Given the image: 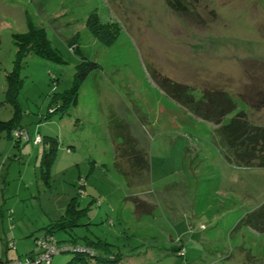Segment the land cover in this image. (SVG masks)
I'll list each match as a JSON object with an SVG mask.
<instances>
[{
  "label": "rangeland",
  "instance_id": "374dc122",
  "mask_svg": "<svg viewBox=\"0 0 264 264\" xmlns=\"http://www.w3.org/2000/svg\"><path fill=\"white\" fill-rule=\"evenodd\" d=\"M178 1L175 13L164 0H0V122L17 114L24 132L20 140L0 133V259L34 251L73 199L84 215L78 227L51 234L60 246L104 235L120 255L114 264H264V232L243 223H264V168L227 164L213 126L160 88L180 84L195 101L223 92L237 106L223 125L238 112L264 123V0ZM93 12L119 30L109 47L85 28ZM29 22L59 58L26 57L13 106L5 76L13 37L23 50L32 45L23 37ZM82 58L101 70L72 108L56 113ZM46 140L57 145L44 175ZM133 150L144 171L132 166ZM77 257L95 264L73 253L50 264Z\"/></svg>",
  "mask_w": 264,
  "mask_h": 264
},
{
  "label": "trees",
  "instance_id": "16d2710c",
  "mask_svg": "<svg viewBox=\"0 0 264 264\" xmlns=\"http://www.w3.org/2000/svg\"><path fill=\"white\" fill-rule=\"evenodd\" d=\"M164 1L173 12L176 13L179 9L181 10L178 0ZM85 28L92 37H94L101 45L105 47L111 46L116 41L119 34L117 27L100 24L98 16L94 12L88 15L85 22ZM23 35L24 42L32 43V45H30L29 48L23 50L20 47L17 36L15 35L13 37V43L16 48L13 59V67L12 71L7 73L5 76V98L6 101H8L13 106H15V97L19 88V82L17 79L18 74L23 61L29 54H33L48 61L58 62L57 60H54L58 56L51 49L48 36L43 29H35V27L29 22L27 32ZM34 36H36L35 40L33 39ZM97 70H101L100 65L88 61L85 58L81 59V63L75 69L72 87L62 96V106L58 107L59 110H56V113L61 112V107L63 108V112L64 108H72V106L76 104L80 87L89 77V75ZM160 88L163 90L168 99L183 107L193 117L213 126L215 136L219 138V143L217 146L219 147L223 159L227 164L234 167L264 168V126L251 124L249 121H247L246 114L242 112H238L228 121L227 124L223 125L225 118L231 115V113L237 109L236 103L230 96L219 91H206L202 93L200 99L195 101L191 94H189L187 91V88L180 84L170 83L167 80H163L161 82ZM16 115L17 114H15L14 118L10 122H0V133L5 131L9 137L12 135L11 138L18 137V139H22L24 132L20 126L19 118ZM47 118L49 117L47 116ZM14 132H20L21 135L17 136L13 134ZM125 136H127V134ZM44 144L45 147L41 156V165L43 169L42 172L44 175H46L48 174V170L54 161L57 143L54 140H46L44 141ZM141 156V154H137L134 150L133 152H130V157H134L133 159L135 162V164L132 163V166L144 171L148 166L144 158H142L143 156ZM80 191H82V193H80ZM78 194L84 195L83 187H79ZM139 205L145 206V203L143 204L141 201H135V207H138ZM83 213V210L77 209L75 200H70L65 207L64 214L61 215L58 220L50 222L46 227L45 233L43 234L51 235L52 233L54 234L59 231L65 232L72 229L73 227H78V219L80 216L84 215ZM243 223H246L254 231H258L259 233L264 232V223H262V226H257L256 224L253 225L246 220H244ZM56 243L59 247H62L59 245V242L56 241ZM8 245L9 244L7 242L6 247H8ZM83 245L84 246L82 247L93 253V256L81 253L73 254L80 257L85 256L88 258H94L95 264L103 263L104 261H102V259L107 260L109 254L113 255V260L109 261L111 262L110 264H114L119 260L120 255L115 257L111 252L108 253L110 250L107 251L104 248L106 244L103 245L99 240L88 243L85 240ZM71 247L79 246L72 245ZM97 248L107 251L105 252L104 258H102L103 255H101V257L99 255L100 253L96 251ZM34 252L35 250L27 254L25 257L33 255ZM77 261L81 262L82 264H88L86 261H83L82 258L78 257L71 260L68 264H75Z\"/></svg>",
  "mask_w": 264,
  "mask_h": 264
},
{
  "label": "built area",
  "instance_id": "2783aa9c",
  "mask_svg": "<svg viewBox=\"0 0 264 264\" xmlns=\"http://www.w3.org/2000/svg\"><path fill=\"white\" fill-rule=\"evenodd\" d=\"M14 133L15 135H17L18 133L17 136L21 135L20 132ZM34 142L35 144H38L40 142V138L36 137ZM80 193H82V191H80ZM34 242L36 249L33 255L25 257L23 259L18 258L13 260H5L0 264H50L53 256L64 252L93 255V253L81 246L71 247L69 245H66L59 247L54 238H52L49 234H43L41 237L35 239Z\"/></svg>",
  "mask_w": 264,
  "mask_h": 264
},
{
  "label": "crops",
  "instance_id": "0c3cea01",
  "mask_svg": "<svg viewBox=\"0 0 264 264\" xmlns=\"http://www.w3.org/2000/svg\"><path fill=\"white\" fill-rule=\"evenodd\" d=\"M228 118V116L226 117V119ZM246 118H247V121H249L251 124H254V125H258V126H264V123H262L260 120H259V123L258 122H255V121H253V120H250L249 119V116L248 115H246ZM225 119V120H226ZM104 236V235H103ZM103 236H101V238H99V237H96V235L93 237V240H89V238H85V240H86V242L88 243V242H92V241H97V240H99V241H101L102 242V244L103 245H105L106 244V246H104V248H105V250H110V249H108V248H110L112 245L111 244H109V243H107V241H105V239H103L104 237ZM108 237H111V236H108ZM111 238H113V237H111ZM113 239H115V237L113 238ZM136 248H138V247H136ZM126 249H128V248H126ZM123 250H125V249H123ZM107 251H104V252H107ZM110 251H108V253H109ZM123 252V251H122ZM126 252H128V250H126ZM123 254H125V253H123ZM4 255H5V258H3V259H0V262H2V261H4L5 259H6V253H4ZM100 256H101V254H99ZM177 255V254H176ZM102 257V256H101ZM105 256H103L102 258H104ZM103 261V260H102ZM101 261V262H102ZM100 264H106L105 262H103V263H100ZM108 264V263H107ZM118 264H120V263H118Z\"/></svg>",
  "mask_w": 264,
  "mask_h": 264
}]
</instances>
